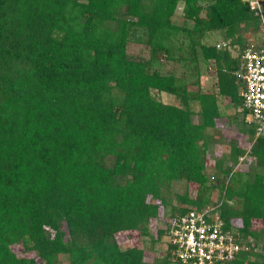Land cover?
<instances>
[{
	"label": "trees",
	"instance_id": "16d2710c",
	"mask_svg": "<svg viewBox=\"0 0 264 264\" xmlns=\"http://www.w3.org/2000/svg\"><path fill=\"white\" fill-rule=\"evenodd\" d=\"M250 1L0 0V264H175L173 244L145 260L117 235L155 243L168 219L208 205L244 246L225 264H264V131L246 123L234 74L260 42L244 36L262 29ZM203 65L216 89L201 87ZM220 99L254 138L252 163L234 170L246 151L231 144L209 174Z\"/></svg>",
	"mask_w": 264,
	"mask_h": 264
},
{
	"label": "built area",
	"instance_id": "2783aa9c",
	"mask_svg": "<svg viewBox=\"0 0 264 264\" xmlns=\"http://www.w3.org/2000/svg\"><path fill=\"white\" fill-rule=\"evenodd\" d=\"M250 6L258 9L264 22L258 0H251ZM220 46H226V43ZM237 56L240 66L234 74L241 83L239 95L243 108L251 116L248 119L247 115L246 120L256 124L258 136L264 131V35L260 42L238 52ZM216 209L217 205H208L168 219L170 234L166 242L173 244L171 262L225 264L244 249L240 237L225 228Z\"/></svg>",
	"mask_w": 264,
	"mask_h": 264
},
{
	"label": "rangeland",
	"instance_id": "374dc122",
	"mask_svg": "<svg viewBox=\"0 0 264 264\" xmlns=\"http://www.w3.org/2000/svg\"><path fill=\"white\" fill-rule=\"evenodd\" d=\"M182 3H179L178 9L176 11L175 16L173 17V20L175 22H182ZM264 35V22L262 21V29L255 34H250L249 32H246L244 36H249L251 40L258 39L261 40ZM222 37L219 33H209L205 38L202 39V42H206L209 44L220 42ZM216 75L213 72V69L210 70L203 65V74L200 78V85L201 87L205 88H213L216 89L215 83H216ZM152 96L164 103H171V104H177V99L168 93L165 92H156L155 90H152ZM219 107L221 111L224 113L225 117L223 120H218L216 128H214L210 134L212 135V148L208 150L206 153V160H207V172L209 174H213L215 171L214 165L217 162L218 159H223L224 163H229L230 156V148L231 144L237 145L241 149H245L246 153L242 155L238 163L235 165L234 170L239 169H247L249 163H252V160L248 156L247 152L250 150V147L253 143V139H250L246 137L245 135L241 134L240 131H238L237 123L240 119V114H238V109H235L233 106H231L229 100H223L220 99L219 101ZM195 109L197 107L195 106ZM238 114V115H237ZM229 118H227V117ZM194 116L193 118H195ZM198 121H201V117H196ZM251 116L248 115V119H250ZM236 119V120H235ZM247 124H250L245 119ZM263 133V132H262ZM261 134V133H260ZM256 137V134H255ZM187 184L184 182H178L173 184V191L182 193L184 192ZM188 189L190 190L191 195L194 196V194L197 193V186L191 185ZM213 201H215L218 198V191L214 190L212 193ZM175 201V200H174ZM173 201V202H174ZM163 212H165V209L162 207L159 211V217L160 220H158V223H161V219L163 221H166L165 216L163 215ZM117 239L120 242V244L124 246H128L130 244H141L144 249V259L150 260L151 258L158 257L162 254L163 248H165V242L167 241L166 238H163L153 243L149 238H142V236H139L137 232H132V234L128 237L127 233L121 232L117 235ZM15 250H19L20 247H15ZM28 255H32V252H28Z\"/></svg>",
	"mask_w": 264,
	"mask_h": 264
}]
</instances>
